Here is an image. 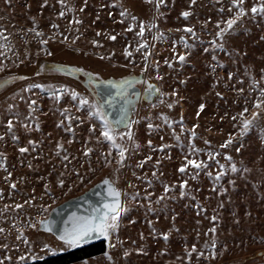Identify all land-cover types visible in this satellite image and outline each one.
I'll return each instance as SVG.
<instances>
[{
  "label": "rangeland",
  "instance_id": "obj_1",
  "mask_svg": "<svg viewBox=\"0 0 264 264\" xmlns=\"http://www.w3.org/2000/svg\"><path fill=\"white\" fill-rule=\"evenodd\" d=\"M229 3L230 0H196L195 5H191L189 0H165L157 9L155 0H87V7L80 11L84 0H67V4L74 5L76 10H67L61 17L59 13L64 9L59 0H47V4L44 0H0V31L7 36L8 44V48H0L3 52L0 64L5 65V70L0 72V80L8 75L28 77L10 82L0 90V134H4V139L0 140V152L4 154L7 166V171L0 168V189L3 190L0 193V227L6 229L0 233V245H9L8 248L0 246V259L11 257L10 261L5 259V264H23L18 257L32 251L34 246V250L43 256L41 260L73 250L65 248L59 251L65 246L55 235L32 229L28 224L45 215L40 205L47 207L51 213L58 205L85 193L105 176L112 175L117 167L115 163L111 167L101 166L96 154L102 148L106 149L107 145L97 144L94 138L90 142L94 148V153L90 155L91 165L84 157L82 144L88 140L90 127L86 108L81 112L70 109L75 115L85 117L83 124L74 121L76 139L72 143H68L71 133L56 126L62 118L57 107L70 103L71 98L66 94L57 106L48 95V87L66 85L85 95H89V91L80 80L50 71L47 64L82 67L86 71L100 72L105 79H119L129 74H141L145 52H150L145 78L151 77L165 93L175 89L178 95L165 97V101L179 100V103L168 109L166 103L160 104L158 95H154L152 100L142 99L136 105L133 118L140 119L134 126V132L140 147L130 149L117 185L123 193L136 195V200L127 195L122 197L129 211L122 215L119 231L111 238L114 247L109 248L106 241L105 253L113 259L108 260L104 253L85 260L88 264H190L186 258L187 250L193 244L201 250L206 241L210 243L212 234L208 230L215 223L219 254L211 259L207 252L205 257L200 258L193 253L191 264H264V128L253 127L241 137L236 126L239 122L231 119L242 110L245 98L251 101L255 95L250 93V76L260 79L264 75L261 72L264 69V16L253 17L249 13L243 17L234 26L235 30L225 37L226 47L214 50L210 44L217 31L216 21L221 18L226 20L232 14L228 12ZM252 3L253 0H246L244 6L250 8ZM221 5L224 6L223 13L220 12ZM124 9L138 17L137 26L131 30H128L132 24L130 17L120 16ZM185 10L191 13L187 19L180 15ZM97 16L99 19H96ZM74 17L82 23H73ZM139 20H154L158 28H150L146 24L141 38L137 35ZM53 25L59 27L54 28ZM185 25L195 29L196 37L184 31ZM29 29L39 30L41 36ZM161 32L163 39L159 38ZM112 35L116 36L115 40L110 38ZM182 36L187 37L192 47H184L180 39ZM41 39L47 40V44L42 45ZM142 39L147 41V46L137 50ZM93 40L100 44L93 45ZM4 43L0 40V44ZM44 48L53 54L46 55L42 50ZM126 48L132 52L131 57H126ZM182 53H187L184 62L176 58ZM166 58L172 67L164 63ZM157 63L162 80L156 79ZM40 65L45 66L44 70L36 75ZM29 84H43L45 87L29 90ZM261 85L264 86V80H261ZM241 87L243 93L237 91ZM217 92L223 95L217 96ZM20 95L25 99L21 100ZM30 99L37 100V110L35 119H28V127L25 128L23 125ZM152 103L157 106L151 107ZM201 103L205 104V108L197 117ZM9 104L16 107L9 110ZM17 113L20 120H13V130L7 132V119ZM160 113L176 121L172 127L180 136V141L174 138L172 128L163 124ZM181 114L184 117L183 128L180 126ZM36 123L39 124L38 129ZM150 123L162 126L149 130ZM193 125H199L195 129L197 147L220 151L222 155L218 159L225 164L228 162L223 153L231 154L241 171L232 173L228 170L219 184H215L218 166L214 161H208V169L196 170L189 166L186 173H180V165L186 163L187 146L192 142L190 132ZM229 133L233 134V144L221 149L219 146L228 139ZM61 138L67 153L76 159L70 156L69 161H63V154L57 155L55 146ZM149 139L153 142L152 146L147 143ZM30 140L38 142L34 148L29 145ZM206 140L211 144H206ZM240 142L245 147L236 152ZM160 144L170 147L161 151ZM25 146L29 147V151L21 153L20 147ZM149 155L152 159L145 160ZM198 156L208 160L206 151ZM157 160L161 161L159 166L155 163ZM241 161L251 169L250 173L243 172ZM140 163H143L142 168L137 166ZM29 164L32 167H28ZM64 164H68L67 169ZM90 167L95 171H90ZM74 168H78L80 175L85 177L83 182L73 174ZM153 171H156V176H153ZM208 171L213 175L209 176ZM7 172L12 173L11 177L7 176ZM61 172L65 173L64 177L60 176ZM193 173H198L195 178ZM60 178L66 180L63 188L58 183ZM183 179L188 180V187L185 196L181 197L179 181ZM233 180L235 188L230 183ZM12 182L16 183L15 189L11 187ZM46 183L54 194L51 198L45 195ZM165 184L175 187L165 194ZM221 187L228 191L221 193ZM162 195L165 199L157 203ZM25 200L29 203L22 210L15 208L16 203L23 204ZM150 207L155 211L149 210ZM213 214L218 217L216 222L211 221ZM21 228L30 242L28 245L17 239ZM165 232L168 233L167 240L162 235ZM42 243L58 250L55 253L43 251L40 247ZM224 243L228 245L227 250L220 247ZM141 247L145 251L137 253L136 249ZM125 250L130 252L128 258L123 256ZM85 260L74 264H84ZM27 264H33V261L29 259Z\"/></svg>",
  "mask_w": 264,
  "mask_h": 264
},
{
  "label": "snow or ice",
  "instance_id": "obj_2",
  "mask_svg": "<svg viewBox=\"0 0 264 264\" xmlns=\"http://www.w3.org/2000/svg\"><path fill=\"white\" fill-rule=\"evenodd\" d=\"M62 8V10L59 15L63 17L65 15V11L71 10L72 12H75V6L74 5H68L67 0H59ZM149 2H152V0H149ZM165 0H155V6L157 9H159L160 5L163 4ZM191 5H195L196 0H189ZM246 0H230V3L228 4V12L232 13L231 15H228L227 19L224 20L221 18L220 20L216 21V34L212 38L210 47L215 49L223 50L226 47V40L225 37L229 35L232 31L235 30L234 26L238 25V22L242 21V18L249 15V13L255 17V16H264V0H253V3L251 4L250 8H246L245 5ZM44 3L47 4V0H44ZM103 6V5H102ZM87 7V0H84L83 6L80 8V11H83L84 8ZM220 12H224V6L221 5ZM190 10H185L181 12V16L184 18H188L190 16ZM120 16L122 18L124 17H130L132 24L129 26L128 30H131L132 28L137 26L138 17L136 15H132L128 12L127 9H124L120 12ZM96 19H99V16L96 17ZM33 22L35 23V20L33 18ZM73 23L80 24L82 21L78 18H73ZM121 23L124 22L123 19L120 21ZM146 24L150 28H158V25L155 23V21H144L139 20V32L137 33L138 36L143 38L144 33L146 31ZM223 25V26H221ZM54 28H58V25H53ZM6 31V30H5ZM29 31H35L37 36H41V33L37 29H29ZM77 31H79L77 29ZM184 31L186 33H190L193 37H196V31L195 29L190 25H185ZM63 35V34H61ZM97 35H100L99 32H97ZM78 38V37H77ZM112 40L116 39L115 35H112L110 37ZM159 38L163 39L164 34L161 32L159 33ZM65 40L68 39L67 36L64 37ZM156 39V37H154ZM181 42L184 44V47L190 48L192 45H190L187 42V37L182 36ZM0 40H4V44H0V48H8L7 44V36L3 34V31H0ZM40 43L42 45L47 44V40L41 39ZM93 45H99L100 42L97 40L92 41ZM147 46L146 40H141V43L138 44L137 50H140L142 47ZM46 55H52L50 51L47 50V48L42 49ZM207 51V49H205ZM126 57H131L132 52L129 51L127 48L125 49ZM0 55H3V52H0ZM150 55V52H145L144 54V64L143 68L141 70V74L139 76L129 74L126 76H122L119 79L116 78H108L105 79L100 72L97 71H86L82 67H67L62 65L53 64L50 66L49 70L53 72H64V71H70L73 75L83 73L85 77H87V86L89 90V95L82 94L81 92L77 91L74 88H67L66 85H60L58 88L56 86H49L47 91L48 95L54 100L55 104L58 106L62 100H64L66 94L70 96L71 102L66 104L63 107H57V111L59 112L60 116L62 117L57 122L58 128H63L65 132L71 133V139H69L68 143H72L73 140L76 139L75 135V129L76 125L74 121H79L80 124L85 123V117L82 115H75L72 111H70L71 108H75L76 112H81L83 109H87V120L90 122V127L88 129V140L87 142H84L82 144L83 148V155L86 158L89 165H91V159L90 155L94 153L93 146H90V142L95 139L97 144H106L107 148H102L101 151L96 154V159L101 162L102 167H111L113 163L116 164V169L114 170V173L110 176H105L101 183L105 186H107L106 191L107 195L102 198L100 202H98L95 205L89 204V210L86 214L81 215L79 213L73 212L71 216L68 217L67 220L62 221L63 227L60 228L57 226V221L51 219V213L50 210L45 207L44 205H40V208L42 209L43 213L45 215H42L39 220L30 222L28 226L32 229L36 230H43L47 233H53L57 235L58 240L62 242V244L65 246L64 248H60L59 251H64L65 248H76L81 245H85L90 243L94 240H104L108 241V247L112 248L114 245L111 243V238L114 233H118L120 224H121V218L122 215L127 213L129 211V207L126 203H124V200L122 197L124 196H130L132 200H136V195H131L127 193H123L121 189L117 186L119 183V173L120 170L123 169L126 166V161L129 158L130 155V149L135 150L139 149L140 144L139 141L136 139V135L134 132V126L138 125L139 123V117L136 119L133 118V113L136 111V105L139 103L140 99L142 97L144 98H151L153 95H158L159 97V103L165 104L168 109H172L176 104L179 103V100H167L165 101V97H172L177 96L178 93L174 89L170 93H165L162 91L161 87L154 83L151 79V77L145 78L144 73L148 71L149 68V61L148 56ZM187 53H182L177 59H179L181 62H184L185 56ZM103 59V57H101ZM215 59V57H213ZM165 64H168L169 67H172L171 62L166 58L164 60ZM44 65H40V70L36 73V75H40L41 72L44 70ZM156 68V79L162 80L163 77L161 73L159 72V63L155 65ZM5 70V65L0 64V72ZM213 71H215V68H213ZM261 72L264 73V69H261ZM232 78V74H229V79ZM28 79L27 76H14V75H8L4 79L0 80V89H3L9 82H14L16 80H26ZM261 80H264V75H261L260 79H257L255 75L250 76V93H254L252 100L249 101L247 98L244 100V105L242 106V110L236 113L231 117L233 121H238V125H236L239 129V135L243 137L246 135L253 127H262L264 128V86L261 85ZM183 83V81H182ZM218 83V81H217ZM137 85H143V90L139 91L137 90ZM33 87H39L41 89H44L43 84H29L28 89L31 90ZM238 92L243 93L244 89L243 87L237 89ZM217 96H222L223 94L220 92L216 93ZM21 100H24L25 97L23 95H20L19 97ZM37 100L36 99H30L28 102V108L29 112L27 114V117L24 122V127H28L27 120L28 119H35L34 113L36 112V106ZM157 106L156 103H152L151 107L155 108ZM9 110L14 109L16 107L15 104H9L8 105ZM205 104L201 103L199 105V111H197L196 116L199 117L201 112L204 110ZM160 118L163 120V124L167 125L169 128H172V133L174 138L177 141H180V136L176 135L175 128L172 126L176 123V121L171 120L169 116H167L164 113H160ZM181 121V127L183 128V120L184 117L181 114L180 116ZM223 119V118H221ZM13 120H20L19 114H15L12 116V118L7 119V132H11L13 130ZM98 122V123H97ZM162 125H153L148 124V129L151 130L153 128H159ZM199 127V125H193L192 130L190 132V138L191 143L187 146V154L184 156V160L186 163H183L179 167L180 173H186V169L191 166L193 169L200 170V169H208L209 163L208 161H214L215 165L218 166V171L215 173V184H219L221 178L227 173L228 170H230L232 173H237L241 171V167H238L237 163L233 159L232 155L224 152L223 156L225 160L228 162L227 164L222 163L218 157L222 155L220 151H215L211 148L208 149H201L196 146L195 139L197 138V133L195 129ZM36 128H39V124L36 123ZM97 128H99V132L97 134ZM14 139H17V137H13ZM4 139V134H0V140ZM163 139V137H161ZM29 145L34 148L36 144L38 143L35 140H30ZM149 146H152L153 142L151 139L147 141ZM206 144H211V141H205ZM233 144V134L229 133L228 139L225 140L219 147L221 149L226 148ZM57 149V155L63 154V161H69L70 160V153H67V149L64 148L63 138H61V141L56 144ZM159 149L163 151L165 148H169L170 145L166 144H160ZM245 147L243 142L239 143V147L235 148L236 152H240L241 149ZM153 150H155L153 148ZM19 151L21 153H25L29 151V147H20ZM115 151V155L113 154ZM207 153L208 160L200 159L198 154L201 152ZM170 158V156H169ZM71 159H76L75 156H71ZM151 155L145 157V160H151ZM5 156L2 152H0V168H3L5 171H7V166L5 163ZM156 165L159 166L161 164L160 160H157ZM65 169L68 168V164L63 165ZM138 167H143V163H140L137 165ZM242 170L244 173H250L251 169L247 166L243 165V161H241ZM28 167H32L31 164L28 165ZM90 171H95L94 168H89ZM73 174L78 178L81 182L84 181L85 177L80 175V171L78 168H74ZM158 171V168H157ZM198 173H193V178ZM209 176H212L213 173L211 171H208L207 173ZM12 173L7 172V176L11 177ZM65 173L61 172L60 176L64 177ZM162 175V173H161ZM113 176L115 178H113ZM153 176H156V171H153ZM59 186L63 188L66 184V180L64 178H60ZM230 183L233 185V188H235V181H230ZM180 185V193L179 195L181 197L185 196L186 192L185 189L188 187V180L183 179L179 181ZM11 187L13 189L16 188V183L12 182ZM175 185L165 184L164 185V193L168 194L174 189ZM45 188V195H49L50 198L54 196V194L51 191V188H49V185L46 183L44 185ZM215 190V187L213 188ZM35 189H33V192ZM227 188L221 187L220 192L225 193L227 192ZM3 190L0 189V193H2ZM138 195V193H137ZM2 198V196H0ZM175 199V197H171ZM30 199H35V197H30ZM165 196L162 195L158 198L157 203H159L161 200H164ZM29 201L25 200L23 204L16 203L15 208L16 209H23L24 205L28 204ZM151 201H149V205H151ZM223 206L222 204L220 205ZM7 208V205H5ZM198 207H200L198 205ZM151 211H155L154 208H149ZM250 215V213H248ZM175 217H173V220ZM29 220L31 221V216L29 217ZM218 220L217 215L213 214L211 216V221L216 222ZM134 222V221H132ZM151 223V222H149ZM236 223H239V220H236ZM13 224H15V221H13ZM6 229L4 227H0V233H4ZM212 234L211 242H205L203 245V249L198 250L196 244H193L190 249L187 250V259L189 260L190 264L192 261V254L197 253V257H205L206 252L208 253V258L215 259L217 255L219 254L218 251V239H217V226L215 223H213L212 227L208 230ZM208 233H205L207 235ZM164 236V239H168V233H162ZM141 237L143 238L142 234ZM18 240H22V242L25 245H28L30 242L28 238L25 236L23 228H21L17 235ZM117 239H119L117 235ZM4 248H8V244L0 245ZM19 247V245H17ZM43 251L46 252H52L55 253L58 249L55 247H52L48 243H42L40 245ZM224 250H227L228 245L227 243H224L223 245H220ZM35 246L33 247V250L28 252L26 255H20L18 257V260L23 262V264H27V261L30 259L33 261V264L35 262L43 259V256L40 253H37L34 250ZM145 250L141 248H137L136 252L141 253ZM108 260H112V256L108 253L104 254ZM130 255V252L128 250H125L123 252V256L125 258H128ZM5 259L11 260V257H6ZM5 259H0V264H5ZM84 264H88V261L85 260Z\"/></svg>",
  "mask_w": 264,
  "mask_h": 264
},
{
  "label": "water",
  "instance_id": "obj_3",
  "mask_svg": "<svg viewBox=\"0 0 264 264\" xmlns=\"http://www.w3.org/2000/svg\"><path fill=\"white\" fill-rule=\"evenodd\" d=\"M53 64L72 67L70 65L52 63V64H47V68L49 69L50 66ZM58 73L65 75V76H68V77H71V78L76 79V80H80L81 83L83 84V86L88 90L87 77H85L83 75V73H79L76 75H73L70 71H64V72H58ZM81 77L83 78V80L81 79ZM137 90L141 91V88L138 85H137ZM152 99H148V100H152ZM106 188H107V186L103 185L100 182V183L96 184L95 186H93L88 191H86L85 193H83L77 197L71 198L68 201L58 205L57 207H55L51 211V219L57 221V226L62 228L63 227L62 221L67 220L68 217L71 216V214L73 212L84 215L89 210V204L95 205L98 202H100L102 200V198L107 195ZM53 235H55V234H53ZM55 236L57 237V235H55ZM95 241H99V240H94V241H91L90 243L95 242Z\"/></svg>",
  "mask_w": 264,
  "mask_h": 264
},
{
  "label": "trees",
  "instance_id": "obj_4",
  "mask_svg": "<svg viewBox=\"0 0 264 264\" xmlns=\"http://www.w3.org/2000/svg\"><path fill=\"white\" fill-rule=\"evenodd\" d=\"M106 250V241L99 240L81 245L71 251L40 260L35 262V264H74L88 258L102 255L106 252Z\"/></svg>",
  "mask_w": 264,
  "mask_h": 264
},
{
  "label": "flooded vegetation",
  "instance_id": "obj_5",
  "mask_svg": "<svg viewBox=\"0 0 264 264\" xmlns=\"http://www.w3.org/2000/svg\"><path fill=\"white\" fill-rule=\"evenodd\" d=\"M140 88H141V91L143 90V85H138ZM154 96V95H153ZM153 96L150 98V99H152L153 98ZM142 99H149V98H144V97H142L141 99H140V101L142 100Z\"/></svg>",
  "mask_w": 264,
  "mask_h": 264
}]
</instances>
